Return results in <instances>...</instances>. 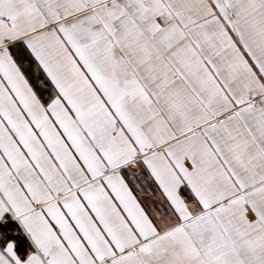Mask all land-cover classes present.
<instances>
[{
    "label": "snow or ice",
    "instance_id": "obj_1",
    "mask_svg": "<svg viewBox=\"0 0 264 264\" xmlns=\"http://www.w3.org/2000/svg\"><path fill=\"white\" fill-rule=\"evenodd\" d=\"M0 264H264V0H0Z\"/></svg>",
    "mask_w": 264,
    "mask_h": 264
}]
</instances>
